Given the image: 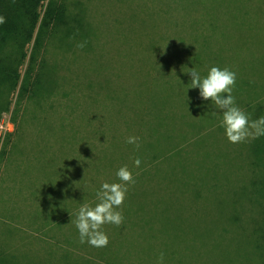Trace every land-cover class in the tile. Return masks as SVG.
Instances as JSON below:
<instances>
[{
    "label": "rangeland",
    "instance_id": "374dc122",
    "mask_svg": "<svg viewBox=\"0 0 264 264\" xmlns=\"http://www.w3.org/2000/svg\"><path fill=\"white\" fill-rule=\"evenodd\" d=\"M59 1L67 5L65 22L55 28L46 21L50 0L42 1L34 37L22 49L16 89L0 85V258L68 264L64 256L71 254L84 264H108L104 247L77 239L75 221L82 204L94 207L101 185L119 183L116 173L127 165L135 184L117 210L129 218L120 230L103 226L116 264H157L161 252L164 264H264V136L230 143L220 126L222 111L209 102L204 124L185 126L180 88L169 89L186 80L196 52L202 78L221 61L207 39L216 24L201 14L191 17L175 0ZM8 45V52L15 49ZM228 58L224 66L234 67L236 59ZM40 73L44 84L38 87ZM246 77L252 93L264 87V73ZM169 90L174 100L167 102L173 107L164 132L171 136L177 128L174 147L186 145L180 154L149 147L156 137L152 100ZM236 100L245 113L253 104L250 120L264 116V90L257 101L249 92ZM188 107L200 122L198 104ZM181 131L187 132L182 140ZM206 132L209 137L193 145ZM129 136L140 138L139 149L126 143ZM201 151L204 170L219 163L221 179L209 172L195 197L197 188L185 184L198 174ZM181 163L189 166L182 188L170 179ZM126 205L133 212H125ZM147 217L164 232L143 229L139 223Z\"/></svg>",
    "mask_w": 264,
    "mask_h": 264
},
{
    "label": "trees",
    "instance_id": "16d2710c",
    "mask_svg": "<svg viewBox=\"0 0 264 264\" xmlns=\"http://www.w3.org/2000/svg\"><path fill=\"white\" fill-rule=\"evenodd\" d=\"M42 1L45 0H0V17H3L5 19V23L0 24V85L6 84L7 89L9 91L12 88L16 89V85L18 84V81L20 79L18 65L19 63L24 61L26 55L22 54V49L24 48V45H26V42L32 40V38L34 37L35 30L41 18L39 10ZM175 1H179V3H181L183 6V10H185L186 13L190 14L191 17L197 18L194 16L201 14L202 19H208V21H212L216 24H213L211 26L213 30H210L211 34L207 37L210 44L209 48L213 44L215 45V49L213 50V52H221V61L217 62L213 66L223 69L225 68V63L231 62H225L226 60H229L228 56L234 57L236 60H234L233 58L230 59L234 60L235 66L227 67L229 70L236 73V83H238L235 85L232 95L235 97V99H237L236 101H243V95H247V93L249 92L251 101H257L259 98V94L264 90V87H256L257 91L252 93L250 91L251 89H253L252 84L246 76L250 73L252 74V72L264 73V0ZM47 10L48 11L46 13V21L52 20L53 27L55 28L60 26V24L63 21L65 22V20L67 19V5L65 2H60L59 0H50ZM10 43L14 44L15 49H13V51L8 52L6 47H8V44ZM201 62V54L199 52H196L194 54V57L190 59L186 64V68L188 69V75L186 80H184L183 83H177L175 85L170 86L169 88H180L179 93L182 94L184 100L182 106L184 116L183 122L184 125L186 124L187 126L204 124V122L206 121L204 116V108H206V106L208 105L207 102H209V104H212L211 100L205 101L202 98H199L198 88H189L191 82V76L189 74L190 70L194 68L196 71H198L201 68ZM255 66L257 67L256 69ZM42 74L43 73H40L38 81L36 82L38 87H41L44 84V81H42ZM164 98H166L165 104ZM169 100H174L172 90H169L166 95L160 97L159 99L154 98L152 100V103L154 105L152 114L155 117L156 122V124H154L155 127H152V129L156 137H151V139L154 140L149 145V147H151V149L155 152L170 151L173 154H178V152L180 154L182 153V150L186 147V145L184 144L180 148L174 147V143L172 141L173 138H176L175 134L177 133V128L175 131H173L174 135L171 136L170 134L166 135L168 133L164 132L165 124L170 123V121L166 120L165 115L167 111L171 110L173 107V103L167 104ZM193 102H196L198 104V107H195V110L200 116V122H197V120L194 119V107L192 109L194 113V120L191 117V112H189L188 110V103L193 105ZM155 107L158 108V110L155 109ZM253 107V104H248V107L245 108L246 113L253 112ZM189 115L190 117H188ZM220 129H215L212 133L216 135ZM202 130L206 131L205 126H203ZM186 133L187 132L185 131H181V140L184 138ZM205 134L207 135L201 137L200 139H197L196 142L193 143V145H199L202 140L209 137L210 133L206 132ZM189 143L190 141H186V144L189 145ZM162 144L163 146H165V148L157 149L158 147H162ZM203 151L199 152V154L201 153L200 156L203 158L198 163H195L197 166L198 174L196 176L188 177V182L185 184L192 185L193 187L197 188L198 191H195V197L200 195L199 182L205 183L207 181L206 178L208 177L207 174L209 172H211L212 174L211 178L217 180L221 179V176L219 177L220 173L216 171L219 166V163H217L213 167V170H211V168H206L204 170V158L206 157V155L205 153L203 154ZM164 156H161L156 160L160 161L161 159H163ZM220 156L221 154L218 153L217 159H219ZM181 166L183 171L182 169L181 171H179L176 167L172 168L170 172V179L172 183H178L179 186L181 185L182 187H184L183 174L184 171H186V173H189V166L184 163L179 164L180 168ZM128 197L130 198L129 195ZM162 201L164 203L165 200ZM162 201H160L159 205L163 207ZM145 204H147L146 201ZM145 204L143 203L142 207L139 204V207L136 208L135 213H137L139 210L145 209ZM125 207V212H130V210L131 212H133L131 206L126 205ZM162 207H159L161 214H163L164 212V207ZM123 217V223L119 227L116 226V229L120 230L124 228L125 222L126 220H128L129 217H127L126 215H123ZM56 224H59V221H57ZM139 225L147 231L149 229V231L153 232V234H162L164 232V228L160 227L159 223L154 222V224L151 226L148 221V217L145 221H141ZM77 233V239H80L78 229ZM153 237L155 236L153 235ZM116 243H118V240H116ZM111 245L112 240L108 243L107 247H104V249L107 250L106 259L108 261V264H116V254L111 251ZM70 256L72 255L66 254L64 256L68 260V264H84V262L81 260L70 259ZM1 263L41 264L39 261L36 263V261L29 259L26 255H24L23 257H19L16 254L1 256L0 264Z\"/></svg>",
    "mask_w": 264,
    "mask_h": 264
},
{
    "label": "clouds",
    "instance_id": "9594fccd",
    "mask_svg": "<svg viewBox=\"0 0 264 264\" xmlns=\"http://www.w3.org/2000/svg\"><path fill=\"white\" fill-rule=\"evenodd\" d=\"M3 23L5 19L0 17V24ZM78 47L82 48L84 44H79ZM190 76L189 88H198L203 100H211L212 104L222 111L221 126L224 127L230 143H243L264 136V116L250 120L248 115L236 105L235 97L232 95L236 85L235 72L227 67L221 69L213 66L205 78H202L194 68L190 70ZM139 140L137 136H129L126 143L133 144L139 149ZM140 163L139 158L135 159L136 167H139ZM116 176L119 183L105 182L101 185L96 193L98 203L94 207L85 203L79 208L75 225L81 243H88L97 248L107 247L109 238L103 231V226L113 224L119 227L123 223L122 211L117 209H122L128 189L135 184V179L127 165L119 168ZM157 264H164L163 252L160 253Z\"/></svg>",
    "mask_w": 264,
    "mask_h": 264
}]
</instances>
